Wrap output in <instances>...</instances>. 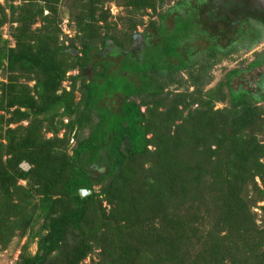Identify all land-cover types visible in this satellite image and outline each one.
Returning a JSON list of instances; mask_svg holds the SVG:
<instances>
[{
	"label": "trees",
	"instance_id": "16d2710c",
	"mask_svg": "<svg viewBox=\"0 0 264 264\" xmlns=\"http://www.w3.org/2000/svg\"><path fill=\"white\" fill-rule=\"evenodd\" d=\"M8 1V19L0 5V26L8 21L12 37L10 45L0 34V70L7 79L0 82V110L16 106L6 125L28 124L4 132L0 126V245L7 246L14 230L28 235L18 264H78L93 246L101 257L93 264H264V225L255 222L249 194L252 184L264 198V143L258 139L264 133V77L253 93L232 91L238 70L214 89L200 90L216 53L262 37L264 0H116L128 9L120 31L106 22L105 0ZM171 1L176 7L146 25L155 34L136 33L147 9L155 13ZM61 2L78 30L72 50L58 41ZM37 17L43 25L32 29ZM244 22L253 24L250 32ZM201 36L205 47L195 44ZM263 63L257 59L249 67ZM75 68L70 90L61 89ZM180 71L195 90L164 93L166 84H181L172 79ZM114 97L121 99L117 109L108 103ZM224 101L227 107L213 110ZM92 111L98 122L71 155L64 139L42 136L44 122L56 125L64 115L73 118L59 125L78 133ZM22 162L29 170L20 168ZM93 165L107 172L95 179ZM104 179L95 192V182ZM79 189L93 192L81 199ZM36 236L32 255L27 247Z\"/></svg>",
	"mask_w": 264,
	"mask_h": 264
},
{
	"label": "rangeland",
	"instance_id": "374dc122",
	"mask_svg": "<svg viewBox=\"0 0 264 264\" xmlns=\"http://www.w3.org/2000/svg\"><path fill=\"white\" fill-rule=\"evenodd\" d=\"M10 2H12L14 5H19L23 2V0L8 1V3ZM5 3H6V0H0V5L5 8V13L8 19L10 15V11L8 7L5 6ZM167 4H164L161 8L158 7L155 13L152 12L150 9H147L146 14H144L141 17L143 22L136 26V29H135L136 33L142 34V35H148L149 33L155 34V31H153L152 28L146 27V25L149 23V21H152V20L159 23L160 21L158 17L159 13L165 12L170 6L176 7L175 6L176 3H174V1L173 2L171 1ZM64 6L65 5L63 4V2H61L59 3L57 7L58 9H57L56 19H57V25L60 31L59 36H58V41L64 44L66 47L70 48L69 47L70 39L76 38V35L78 34V30L75 24L71 21L70 14ZM101 9L102 11L107 13L106 22L111 25H115L117 31H120L122 28H126L124 26L125 21L123 20L127 18V15H128L127 8L118 5L116 3V0H105V2L101 5ZM47 15H50V13L47 10H43V16H47ZM251 22H244L243 28L246 32H250L249 30L252 29L250 27V25H253V24H250ZM167 23L169 25L171 24L169 20ZM12 25L15 26V24H12ZM42 25H43V22L41 21L39 17H37V20L33 24L32 29L40 28ZM98 25L102 26L104 25V22L98 21ZM10 26L11 24L8 21L4 23L2 26H0V34H1L2 39L11 45L12 37L10 36ZM253 33L251 35H253L255 38V35L257 34L255 29L253 30ZM216 39H218L217 41L219 42L221 46L226 45L225 40H220L219 37H216ZM202 40L203 39L201 36V38H199L198 41L195 42L196 46L205 47L207 43H203ZM74 45H75L76 50L80 48V44L78 43L77 40L74 42ZM69 50H72V49L70 48ZM229 50L230 51L229 52L227 51L226 54L216 53L215 56L210 59L211 60L210 62L212 63V65L210 69L208 70L207 75L204 77L207 82L206 84H203L202 86H200V90L203 93L209 91L210 89H214L218 83L226 79L227 73H229L232 70H238V73L236 75H233L230 80V86L233 92L248 91V92L253 93L258 90V84L261 83L264 77V63L261 66L256 65L254 67H249V65L252 62L256 61L257 59L264 58V30H263V35L259 40L255 41L254 39V40H251L250 42H247L245 40L239 41L238 45L235 48H232ZM205 55H206L205 53L201 54L198 57V61H202ZM78 72L79 71L76 68L69 70L65 75V79L61 83V89H65L66 91H69L70 85L72 82L70 77L74 75H78ZM161 77H162L160 79L161 83L165 84L169 81V79L166 80L167 78L165 74L162 75ZM173 78L178 79L179 83L181 82V84H178L176 81L166 84L164 93L166 92L182 93L186 90L188 92H193L195 90L194 85H192L191 82L189 81V77L186 71L178 72L176 76L175 75L172 76V79ZM6 81H7L6 76H4L3 72L0 70V82H6ZM20 82L28 85L29 87H32L34 85V81H25L24 79H20ZM79 83L80 82L77 81L76 88L79 87ZM223 90H226V89H223ZM31 94H33V92H31ZM78 100H79V93L78 91H75L74 96H73V101L77 102ZM136 101H139V100L136 99ZM108 103L109 105L111 104L114 109H117V107L121 103V99L114 97L112 99H108ZM227 106H228V103L225 101L215 102L213 105V110L222 109ZM195 108H198V104H194L192 106V109H195ZM15 109H16V106L11 107L8 110H5V109L0 110V115L3 117V121L0 124V126L2 127V132H4L7 127L14 129L18 126H24V127L27 126L28 124L27 120L12 122L6 125L5 120L11 117L12 111H14ZM20 110H24V109L21 108ZM162 110L163 108L158 109V111H162ZM141 111H145L144 106L141 107ZM88 114H89V121L86 123L85 127L78 133H76V130H74L71 133L68 127H64V126L62 127L59 125L58 121L62 120L64 124H67L69 120L73 118V115L71 116L64 115L62 117L56 118V123H57L56 125L55 124L51 125L48 122H44V125L41 130L42 136L46 139L54 138V137L64 139V141L68 144L67 146L69 147V149L67 150V153L71 155V150L73 147H75L76 143L82 138H86L88 136L91 130L90 124L91 123L95 124L98 122V116L97 114H95V112L92 111L91 113L89 112ZM179 122L180 121H177L176 123H179ZM55 126H57L56 128L58 129L56 132L53 130ZM150 136L151 135L149 134L148 137ZM258 139L262 141V143H264V133L259 135ZM149 149L154 150V147L150 146ZM145 167H148V164H146ZM20 168L24 171H27L29 170L30 165L27 164L26 162H22L20 164ZM101 168L103 170H100ZM90 169L92 170L91 172H93V176L95 179H97L100 174H104L107 172L105 166L93 165L91 166ZM255 179H256L257 186H259L260 188H263V183L261 182V180L258 179L257 177ZM107 182H108V179H104L102 180V182H95V184L93 185V190L95 192H99L101 187ZM17 185L26 188L28 183L26 180H18ZM249 192H250L249 194L254 197V201H255V204L251 208L252 211L256 213L255 222L258 226H263L264 224H262V219L264 218V211L262 210L261 207H264V198L263 200H259V193L256 192L252 184L249 185ZM37 200H38V197L34 196L32 202H37ZM13 201L14 203L16 202V200H13ZM102 206L108 212L109 205L107 204L106 201L102 202ZM42 221L43 219L41 218L37 219L36 227L42 224ZM75 233H78V232L75 231ZM222 234H224V232H222ZM71 238H73L72 235H70V239ZM27 240H28L27 234L19 237L18 231L14 230V235L11 237V240L7 244V246L3 247L0 245V264H18V261L20 260V255L22 252V247ZM37 240H38V236L34 237L33 241L27 247V251L32 255L37 250ZM92 249H93L92 252H89L87 256L84 259H82L78 264H93V263H97L100 260L101 258L100 257V247L93 246ZM263 249H264V246H263Z\"/></svg>",
	"mask_w": 264,
	"mask_h": 264
},
{
	"label": "water",
	"instance_id": "95a60500",
	"mask_svg": "<svg viewBox=\"0 0 264 264\" xmlns=\"http://www.w3.org/2000/svg\"><path fill=\"white\" fill-rule=\"evenodd\" d=\"M100 170H103V169L101 168ZM91 193H92V190L90 189H79L78 190V195L81 199L87 197Z\"/></svg>",
	"mask_w": 264,
	"mask_h": 264
}]
</instances>
